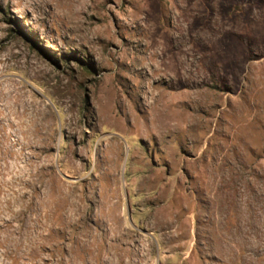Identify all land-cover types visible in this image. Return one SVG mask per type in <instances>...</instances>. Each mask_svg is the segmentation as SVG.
<instances>
[{"label":"rangeland","instance_id":"1","mask_svg":"<svg viewBox=\"0 0 264 264\" xmlns=\"http://www.w3.org/2000/svg\"><path fill=\"white\" fill-rule=\"evenodd\" d=\"M0 264H264V0H0Z\"/></svg>","mask_w":264,"mask_h":264}]
</instances>
